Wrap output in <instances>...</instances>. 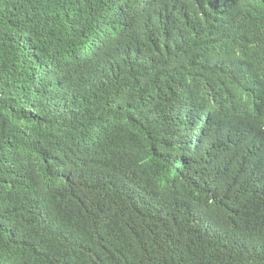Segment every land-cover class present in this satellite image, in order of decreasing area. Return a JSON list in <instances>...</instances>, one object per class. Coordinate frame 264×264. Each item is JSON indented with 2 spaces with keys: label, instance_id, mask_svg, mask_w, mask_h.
<instances>
[{
  "label": "trees",
  "instance_id": "16d2710c",
  "mask_svg": "<svg viewBox=\"0 0 264 264\" xmlns=\"http://www.w3.org/2000/svg\"><path fill=\"white\" fill-rule=\"evenodd\" d=\"M0 264H264V0H0Z\"/></svg>",
  "mask_w": 264,
  "mask_h": 264
}]
</instances>
